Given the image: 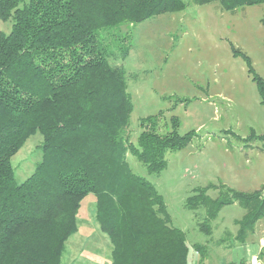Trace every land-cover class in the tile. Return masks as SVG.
<instances>
[{"label": "trees", "instance_id": "16d2710c", "mask_svg": "<svg viewBox=\"0 0 264 264\" xmlns=\"http://www.w3.org/2000/svg\"><path fill=\"white\" fill-rule=\"evenodd\" d=\"M188 1H217L227 10L264 4L0 0V18L13 22L8 33L0 31V264H61L67 239L78 229L81 201L89 193L95 197L99 229L111 244L109 264H191L185 232L171 224L161 195L131 169L126 154H135L149 172L157 173L166 164V151L185 145L193 132L179 134L176 120L162 132L157 118L147 117L136 143L123 135L132 99L122 67L110 59L126 57L129 43L116 54L107 41L111 35L114 39L113 28L182 10ZM253 78L264 103V78L256 73ZM36 131L42 135L41 159L18 183L11 158ZM210 187L194 188L185 202L195 212L205 211L199 228L210 234L209 220L223 205L238 201L246 212L237 220L235 238L244 242L264 217L261 191L213 186L219 192L211 197ZM193 247L203 262L207 246Z\"/></svg>", "mask_w": 264, "mask_h": 264}, {"label": "rangeland", "instance_id": "374dc122", "mask_svg": "<svg viewBox=\"0 0 264 264\" xmlns=\"http://www.w3.org/2000/svg\"><path fill=\"white\" fill-rule=\"evenodd\" d=\"M263 16L264 4L227 10L217 1H188L182 10L113 28L114 39L112 35L107 39L116 54L129 43L126 57L110 59L122 67L132 99L123 135L136 143L147 117L157 118L162 132L173 120L179 134L193 132L185 145L166 151V164L157 173L149 172L135 154H126L131 169L161 195L171 224L185 232L191 264L200 259L195 243L207 246L199 264H225L258 245L252 230L244 244L235 238L237 220L246 212L238 201L223 205L209 220L210 234L199 228L205 211L195 212L185 202L199 186H212L207 192L211 197L219 192L213 186L260 190L264 196V139L258 138L264 136V103L253 78V73L264 78ZM12 23L0 18V31L8 33ZM41 143L42 135L36 131L12 156L16 182L33 172L41 159ZM94 216L95 197L89 193L81 201L78 233L67 239L61 264H69L71 252L76 253L73 264H99L95 255L109 264L111 244ZM235 245L238 252L233 251Z\"/></svg>", "mask_w": 264, "mask_h": 264}, {"label": "crops", "instance_id": "0c3cea01", "mask_svg": "<svg viewBox=\"0 0 264 264\" xmlns=\"http://www.w3.org/2000/svg\"><path fill=\"white\" fill-rule=\"evenodd\" d=\"M95 217V216H94ZM264 218V217H263ZM260 220V219H259ZM258 220V221H259ZM257 221V222H258ZM255 224L254 226V231L252 230L251 233H254V235H256V238H257V242H258V245H257V248L256 249H252V250H249V251H246L245 255L243 256H239V257H234V259H232L230 262L232 264H241V263H244V264H250V261L251 259L256 256L260 263L263 264V261H264V220L262 222H259ZM78 231V229H77ZM75 232V233H78V232ZM73 233V234H75ZM247 238H248V234L245 238V242L243 243H240V244H244L246 243L247 241ZM76 241V240H75ZM77 242V241H76ZM75 244V243H74ZM238 244V245H240ZM238 245H235V247H233V251H237L238 252ZM241 246V245H240ZM241 248V247H240ZM76 254V253H75ZM75 254L73 252H71V259L69 261V264H73V261H74V257H75ZM96 260L98 259L99 261V264H102L100 262V259L96 257H94ZM228 263V262H227ZM105 264H108V263H105Z\"/></svg>", "mask_w": 264, "mask_h": 264}, {"label": "built area", "instance_id": "2783aa9c", "mask_svg": "<svg viewBox=\"0 0 264 264\" xmlns=\"http://www.w3.org/2000/svg\"><path fill=\"white\" fill-rule=\"evenodd\" d=\"M250 264H261V263H260L259 259L256 256H254L251 259Z\"/></svg>", "mask_w": 264, "mask_h": 264}]
</instances>
